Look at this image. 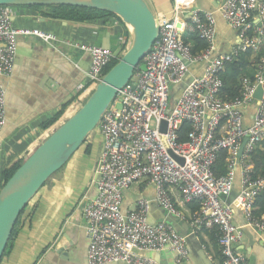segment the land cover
<instances>
[{"label":"built area","instance_id":"2783aa9c","mask_svg":"<svg viewBox=\"0 0 264 264\" xmlns=\"http://www.w3.org/2000/svg\"><path fill=\"white\" fill-rule=\"evenodd\" d=\"M169 15L159 13V35L98 123L102 137L95 169L96 195L83 208L88 246L87 264H159L146 252L169 249L174 261L188 260L187 236L164 221L147 220L148 202L140 198L136 207L123 211V191L136 182L148 181L156 190L155 201L165 211L179 215L168 194L176 187L185 203L197 200L198 211L189 212L191 233L215 229L221 264H248L235 251L243 237L242 227L232 222L233 209L224 198L240 175L236 203L244 224L264 230V214L254 215V201L264 188V173L253 176L251 153L264 140V0H223L219 13L236 32L238 42L228 52L215 53L216 20L212 11L186 10L182 0H171ZM11 5H0V74L13 70L18 36H33L51 43L53 33L13 25ZM187 19H184L185 15ZM195 30L206 47L193 53L181 32ZM90 56L86 71L89 91L104 75L103 69L116 57L111 48L97 44L66 42ZM127 47V45H126ZM125 47V48H126ZM248 56L250 74L241 78L240 94L222 98L221 73L226 63ZM203 63L200 76L186 82L170 104L171 86L182 83L189 65ZM260 99L253 97L257 86ZM120 102L121 107L115 106ZM253 106L252 122L244 124L243 108ZM188 122L185 141L177 130ZM5 90L0 84V128L5 124ZM162 122L165 130L161 131ZM244 138L241 156L237 157ZM226 151V172L215 176L212 167L220 151ZM178 158V159H177ZM262 264H264V257Z\"/></svg>","mask_w":264,"mask_h":264},{"label":"crops","instance_id":"0c3cea01","mask_svg":"<svg viewBox=\"0 0 264 264\" xmlns=\"http://www.w3.org/2000/svg\"><path fill=\"white\" fill-rule=\"evenodd\" d=\"M159 14H170L172 1L148 0ZM223 0H182L188 11H212L216 20L215 53L228 52L238 38L221 17L219 7ZM15 27L53 33L56 40L44 42L33 36H18L13 70L9 76L0 74L5 90V124L0 128V188L3 172L16 161L26 157L48 135L73 114L91 92L86 79L90 56L66 42L97 44L111 48L116 55L128 44L127 26L112 16L76 22L51 20L43 11L29 6H13ZM186 14L184 19H187ZM204 64L189 65L187 77L173 85L170 97L178 98L186 82L203 72ZM184 83V84H183ZM180 89V90H179ZM178 94L175 97V93ZM175 99V100H176ZM171 100V99H170ZM66 105L61 117L49 128L42 125ZM254 107L243 108L244 124L250 125ZM102 137L96 131L88 139L89 150H77L62 169L44 184L31 200L35 210L30 220L19 231L11 253L0 264H87L85 203L96 195L95 169L101 150ZM263 149V146H259ZM240 190L237 171L230 194L224 201L233 209L232 222L242 227L243 237L233 245L235 251L247 257L248 264H262L264 257V230L244 224L241 209L236 203ZM168 194L179 215L169 213L155 201L156 190L148 181H140L123 191L121 208L132 210L140 198L148 202L147 220L151 224L164 221L175 231L187 236L188 260L176 263L173 253L165 248L146 252L159 264H221L222 256L215 229L191 233L188 203L176 187ZM29 222V223H27ZM123 264V263H116Z\"/></svg>","mask_w":264,"mask_h":264},{"label":"water","instance_id":"95a60500","mask_svg":"<svg viewBox=\"0 0 264 264\" xmlns=\"http://www.w3.org/2000/svg\"><path fill=\"white\" fill-rule=\"evenodd\" d=\"M0 5H73L95 8L117 16L127 26L129 33L127 47L117 62L94 85L80 107L26 157L8 180L1 182V259L22 209L81 147L98 126L117 92L129 83L135 70H145L142 60L159 35V20L148 0H0ZM261 96L262 88L258 85L253 97L258 100ZM115 106L120 108V102H116ZM160 130H165V122H162ZM246 139L239 146L238 158L242 154Z\"/></svg>","mask_w":264,"mask_h":264},{"label":"trees","instance_id":"16d2710c","mask_svg":"<svg viewBox=\"0 0 264 264\" xmlns=\"http://www.w3.org/2000/svg\"><path fill=\"white\" fill-rule=\"evenodd\" d=\"M43 11V14L48 16L51 20H70L76 22H83L87 20H94L97 18H101L103 16H112L119 19L114 14L84 6H73V5H34L29 6ZM181 36L184 42L189 43L192 47L193 53H198L202 51L206 47V41L200 38L199 34L195 30L185 29L181 32ZM125 45L119 50L123 51ZM250 52L243 53L238 59H235L229 63H226L224 71L221 73V78L223 80L222 86V98L224 100L234 99L240 94L241 89V78L245 75L250 74V64L251 62L248 59L250 56ZM120 57V52L113 58L109 64L103 69V72H107L118 60ZM138 70V69H137ZM173 86V85H172ZM171 86V89L173 87ZM180 90V89H179ZM175 93V97L178 94ZM173 94L170 97V104L172 105L175 102L176 98H172ZM174 97V96H173ZM66 105L62 106L60 111L55 114L52 118H50L47 122L42 125L43 129L51 127L63 114ZM98 126L93 130V132L87 137L84 143L81 145V148H86V150L90 149L88 144V139L91 137L97 130ZM190 129V125L188 122H183L180 128L177 130L178 133V141H185L187 139V132ZM263 146V149L256 148L251 153V160L253 164V176L263 174L264 173V140L260 144ZM78 149V150H79ZM226 151L222 150L219 152L218 157L212 167L213 173L215 176L223 175L226 172ZM25 160V159H24ZM19 160L14 163L9 169H5L3 172V180H8L11 175L16 171V169L21 165L24 161ZM62 168L56 171L44 184H46L52 177H54ZM43 184V185H44ZM200 206V202L197 200L191 201L188 203V208L192 212L198 211ZM35 210V205L31 204V201L27 203V205L20 212L14 227L12 229L10 238L7 242L3 255L0 259V263L3 258L7 257L12 249L15 246V239L21 230V228L25 225L26 221L30 220ZM254 215H262L264 214V188L260 191V193L256 196L254 201V210L252 211ZM29 223V222H27Z\"/></svg>","mask_w":264,"mask_h":264},{"label":"rangeland","instance_id":"374dc122","mask_svg":"<svg viewBox=\"0 0 264 264\" xmlns=\"http://www.w3.org/2000/svg\"><path fill=\"white\" fill-rule=\"evenodd\" d=\"M167 3H168V0H167ZM84 100H85V99H84ZM82 103H83V102H82ZM82 103H81V104H82ZM96 131H98V128H97V130H96Z\"/></svg>","mask_w":264,"mask_h":264}]
</instances>
